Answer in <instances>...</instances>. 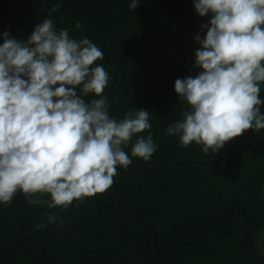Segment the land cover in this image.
<instances>
[{
    "label": "trees",
    "instance_id": "obj_1",
    "mask_svg": "<svg viewBox=\"0 0 264 264\" xmlns=\"http://www.w3.org/2000/svg\"><path fill=\"white\" fill-rule=\"evenodd\" d=\"M131 2L0 0V44L4 32L27 40L48 18L45 10L59 4L51 15L56 29L87 37L104 53L90 67L109 73L103 95L110 116L120 120L134 108L150 113L151 129L124 148L131 165L172 163L149 171L117 165L107 189L129 216L151 226L129 219L102 192L67 206L76 232L102 248L110 264H264V129L246 130L215 154L194 142L181 147L178 137L165 134L186 107L175 80L201 71L193 67L200 47L195 37H204L210 17H200L193 0H137L134 10ZM260 87L264 101V82ZM149 131L156 151L147 161L132 157L135 139ZM49 214L59 217L55 223L47 222ZM102 250L70 234L64 208L29 205L19 191L10 204L0 203V264H108Z\"/></svg>",
    "mask_w": 264,
    "mask_h": 264
},
{
    "label": "clouds",
    "instance_id": "obj_2",
    "mask_svg": "<svg viewBox=\"0 0 264 264\" xmlns=\"http://www.w3.org/2000/svg\"><path fill=\"white\" fill-rule=\"evenodd\" d=\"M203 38L195 40L193 67L177 78L174 91L186 107L165 134L180 146L216 153L246 130L264 129L260 84L264 82V0H193ZM37 23L27 40L3 33L0 44V203L19 191L29 205L53 209L102 193L114 183L117 165L132 160L124 150L135 134L151 129L147 110L109 114L104 66L90 67L104 53L89 38L57 30L52 13ZM137 0L129 8L134 10ZM77 29L82 27L77 22ZM79 87L80 94L77 93ZM92 94L93 97L85 100ZM157 149L152 134L137 136L131 156L150 159ZM47 196L49 199H44ZM59 217L49 214L48 223ZM38 224L37 228L45 227Z\"/></svg>",
    "mask_w": 264,
    "mask_h": 264
},
{
    "label": "water",
    "instance_id": "obj_3",
    "mask_svg": "<svg viewBox=\"0 0 264 264\" xmlns=\"http://www.w3.org/2000/svg\"><path fill=\"white\" fill-rule=\"evenodd\" d=\"M169 164H172V163L161 164V165H158V166L148 167V168H137V167H135V166H133V165H131V164H130L128 167H129L130 169L134 170V171H149V170H152V169H156V168H160V167H163V166H167V165H169ZM103 192H104V193H107V194H110L112 197L115 198V200H116L117 203L119 204L121 210L123 211V213H124L129 219H131V220H133V221H138V220L132 218L131 216H129V215L127 214V212L124 210V208L122 207V205H121L119 199L116 197L115 194H113L112 192H110V191H108V190H105V191H103ZM64 210H65L66 215H67V217H68V222H69V232H70V234H71V235H74V236H76V237H78V238H80V239H83V240H85L86 242H89V243H91L93 246H95V247L99 248L100 250H102V248H100V247L97 246L96 244L92 243V242L89 241L88 239L83 238L82 236H80V235L76 232L75 227H74V223H73V220H72V217H71V214H70V211L68 210L67 207H64ZM138 222H141V223H143V224H146V225H148V226H151L149 223L144 222V221H138ZM152 231L154 232L153 228H152ZM153 237H154V247H155V250H156V252H157L158 254L161 255V251L157 248L155 235H154ZM102 251H103V253L106 254V252H105L104 250H102ZM106 256H107V254H106ZM107 258H108V264H110L109 257L107 256Z\"/></svg>",
    "mask_w": 264,
    "mask_h": 264
}]
</instances>
